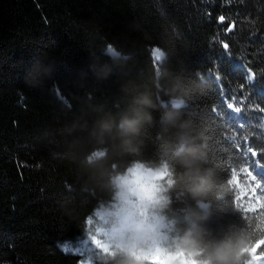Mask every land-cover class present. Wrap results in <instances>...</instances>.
<instances>
[{
  "label": "trees",
  "instance_id": "16d2710c",
  "mask_svg": "<svg viewBox=\"0 0 264 264\" xmlns=\"http://www.w3.org/2000/svg\"><path fill=\"white\" fill-rule=\"evenodd\" d=\"M97 36L115 45L121 60L132 56L124 64L101 59L111 68L107 79L89 70ZM153 47L168 54L166 66L176 75L204 80L203 94L183 113L202 126L218 181H233L207 212L174 192L168 220L181 228L198 220L214 233L257 222L260 213L247 209L264 199V174H254L259 185L252 198L241 197L235 182L249 160L242 131L264 164V0H0V264H86L77 251L83 218L106 193L82 191L75 166L53 158L61 149L48 129L71 118L86 93L111 106L124 79H142L157 66ZM36 56L57 63L53 77L39 84L26 77ZM233 61L250 69L254 82ZM220 86L243 101V123L225 111ZM156 145L155 131L149 132L145 158L158 160ZM177 261L197 264L190 256Z\"/></svg>",
  "mask_w": 264,
  "mask_h": 264
},
{
  "label": "clouds",
  "instance_id": "9594fccd",
  "mask_svg": "<svg viewBox=\"0 0 264 264\" xmlns=\"http://www.w3.org/2000/svg\"><path fill=\"white\" fill-rule=\"evenodd\" d=\"M94 39L100 43L90 54L89 70L97 79L111 75V68L100 64L104 57L114 64L132 59L129 54L121 60L104 37ZM159 53L157 66L142 79L119 84L111 106L86 93L71 118L48 129L61 149L53 158L75 166L84 180L82 191L106 193L83 218L86 264H178L181 255L197 264H264V199L247 209L260 213L254 225L245 222L217 233L198 220L175 227L166 216L174 192L207 212L212 202L225 198L233 181H218L208 166L202 126L183 113L203 94L204 80L199 74L194 79L176 75L166 66L168 54ZM56 71L55 60L36 56L26 77L39 84ZM152 131L158 160L143 154L144 138Z\"/></svg>",
  "mask_w": 264,
  "mask_h": 264
},
{
  "label": "rangeland",
  "instance_id": "374dc122",
  "mask_svg": "<svg viewBox=\"0 0 264 264\" xmlns=\"http://www.w3.org/2000/svg\"><path fill=\"white\" fill-rule=\"evenodd\" d=\"M154 51H160L157 47L152 48V56L154 59V62H157L156 57L153 55ZM215 81L219 84V78L215 77ZM222 89V87L220 86ZM260 94H263L261 91H259ZM236 92L228 96V93L222 89V95H221V104L223 105L225 111L228 113L229 116L232 117V119H235L238 123H243L244 119L241 116V106L243 105L242 100H237L234 95ZM220 110V106L217 105L215 107V111ZM260 120L262 123V127L264 128V114L261 113ZM256 127V126H255ZM241 142L244 144V152L248 155L249 160H247L246 163V170L243 171V174L241 175V178L236 179V185L237 188L240 191L241 197L246 198H252L253 196V189L256 188L259 185V182L254 177L255 173L264 174V164L260 163L257 160V152L251 148L249 145V141L247 137L244 134V131L241 132Z\"/></svg>",
  "mask_w": 264,
  "mask_h": 264
},
{
  "label": "snow or ice",
  "instance_id": "6c2138e0",
  "mask_svg": "<svg viewBox=\"0 0 264 264\" xmlns=\"http://www.w3.org/2000/svg\"><path fill=\"white\" fill-rule=\"evenodd\" d=\"M220 19L223 20V17H220ZM229 31H231V28L229 29ZM109 51H112L111 47L109 48ZM153 55H154L156 58H158L159 55H160V53H159L158 51H154V52H153ZM69 250H70L69 246L66 245V246H65V251H69ZM77 251H78L79 253H83V254L86 255V254L88 253V251H89L86 242L82 241L81 244L78 246Z\"/></svg>",
  "mask_w": 264,
  "mask_h": 264
},
{
  "label": "water",
  "instance_id": "95a60500",
  "mask_svg": "<svg viewBox=\"0 0 264 264\" xmlns=\"http://www.w3.org/2000/svg\"><path fill=\"white\" fill-rule=\"evenodd\" d=\"M226 22V19L223 17V20L219 19L218 23L221 25V24H224ZM233 25L232 23L229 24V26L226 28V32L229 31V29L231 28L232 29ZM225 47V45H224ZM234 63H239V64H242L244 66V68L246 69L247 71V74H248V77L250 78V80L253 82L254 81V74L252 73V71L250 69H248L242 62L240 61H233Z\"/></svg>",
  "mask_w": 264,
  "mask_h": 264
},
{
  "label": "bare ground",
  "instance_id": "6f19581e",
  "mask_svg": "<svg viewBox=\"0 0 264 264\" xmlns=\"http://www.w3.org/2000/svg\"><path fill=\"white\" fill-rule=\"evenodd\" d=\"M247 76H248V74H247ZM248 79H249V81H250V82H252V81L250 80V78H249V77H248ZM253 82H254V81H253Z\"/></svg>",
  "mask_w": 264,
  "mask_h": 264
}]
</instances>
